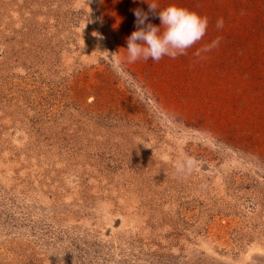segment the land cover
I'll return each instance as SVG.
<instances>
[{"label": "rangeland", "instance_id": "rangeland-1", "mask_svg": "<svg viewBox=\"0 0 264 264\" xmlns=\"http://www.w3.org/2000/svg\"><path fill=\"white\" fill-rule=\"evenodd\" d=\"M147 2L206 34L129 63ZM0 264H264V0H0Z\"/></svg>", "mask_w": 264, "mask_h": 264}, {"label": "clouds", "instance_id": "clouds-1", "mask_svg": "<svg viewBox=\"0 0 264 264\" xmlns=\"http://www.w3.org/2000/svg\"><path fill=\"white\" fill-rule=\"evenodd\" d=\"M148 5V12L139 8L133 10L137 30L126 39L129 63L140 59L158 62L165 56L174 59L178 55L186 54L187 49L198 43L206 34L209 23L207 17H201L175 5L162 10L158 9L155 3ZM150 13L160 20L159 26L147 22ZM216 26L222 28L223 20H218ZM196 166L197 161L188 157L178 164L177 171L191 173Z\"/></svg>", "mask_w": 264, "mask_h": 264}]
</instances>
